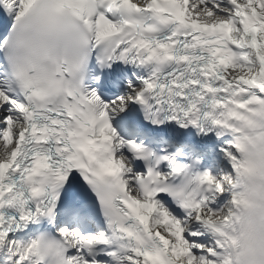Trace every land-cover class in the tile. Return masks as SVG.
Masks as SVG:
<instances>
[{
    "label": "snow or ice",
    "instance_id": "1",
    "mask_svg": "<svg viewBox=\"0 0 264 264\" xmlns=\"http://www.w3.org/2000/svg\"><path fill=\"white\" fill-rule=\"evenodd\" d=\"M0 264H264V0H0Z\"/></svg>",
    "mask_w": 264,
    "mask_h": 264
}]
</instances>
